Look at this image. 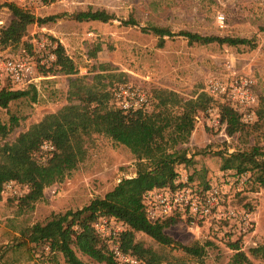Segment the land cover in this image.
Wrapping results in <instances>:
<instances>
[{"label": "rangeland", "instance_id": "1", "mask_svg": "<svg viewBox=\"0 0 264 264\" xmlns=\"http://www.w3.org/2000/svg\"><path fill=\"white\" fill-rule=\"evenodd\" d=\"M2 1L0 25H5L14 15ZM88 9L104 10L112 18L106 22L76 19L79 11ZM31 11L37 17L55 19L31 24L19 44L4 49L37 59L42 52L36 49L44 41L47 48L55 50L61 44L78 73L65 74L55 65L42 68L48 75L38 83L36 101L29 95L12 102L9 108L0 107V124H10L11 113L19 117L17 127L7 135L0 133V144L13 143L21 132L67 105L70 79L76 76L96 86L106 84L112 92L109 106L114 108L119 107L113 90L121 85L140 88L147 94V112L156 108L157 90L174 91L183 101L205 92L213 101L197 113L199 119L196 116L189 141L177 146L186 149L193 162L177 165L175 185L186 178L198 191L214 185L219 191L214 220L181 217L165 230L182 244L203 248L202 253L191 255L174 245H161L143 232H137L136 239L153 248L162 257L161 264H228L235 252L231 243L237 240L255 264H264V258L251 252L264 244V187L254 184L250 173L240 176L234 170L221 169L223 154L256 144L264 147V0H46ZM220 14L225 16L224 25L218 22ZM152 26L168 28L174 34L165 36L162 42ZM181 31L244 37L250 42L190 43ZM246 81L257 100L247 108L239 103L242 94L234 88L237 85L242 86L240 90L246 89ZM211 82L223 84L228 92L211 94ZM222 104L239 112L246 125L242 131L228 135L216 122ZM172 112L179 114L181 107H172ZM84 147L87 153L78 168L63 181L46 187L33 208L20 203L29 191L27 186L15 183L11 190H3L0 264H67L61 253L55 260L48 259L41 251L18 246L19 239L33 224L47 221L53 213L82 208L94 198L103 197L122 178L136 175L137 160L124 144L95 132L85 137ZM36 158L46 163L49 154L41 152ZM238 212L249 215L246 232L241 230ZM76 251L90 264H106L93 261L77 248Z\"/></svg>", "mask_w": 264, "mask_h": 264}, {"label": "trees", "instance_id": "2", "mask_svg": "<svg viewBox=\"0 0 264 264\" xmlns=\"http://www.w3.org/2000/svg\"><path fill=\"white\" fill-rule=\"evenodd\" d=\"M8 7L14 17L9 24L0 26L1 48L19 44L31 24L41 25L55 19L54 16L37 17L31 10L16 4H8ZM111 18L112 15L104 10L88 9L76 14L79 21L106 22ZM151 30L160 36L162 42L165 36L174 34L160 26H152ZM180 34L190 43L240 45L250 42L244 37L201 35L190 31H181ZM55 52L57 70L69 75L78 73L63 45L59 44ZM29 88L0 89V107L9 108L12 102L29 95L36 101L37 86L30 85ZM111 96L106 84L96 86L86 82L84 77H73L67 105L21 132L13 143L0 144V197L6 184L14 181L29 188L20 203L30 208L44 196L46 187L63 181L78 168L87 153L84 147L86 136L95 132L109 136L127 146L137 160L135 176L122 178L103 197L94 198L82 208L53 213L47 221L33 224L17 245L27 246L33 252L41 251L42 256L52 260L61 253L67 264H90L78 256L76 248L95 262L121 264L113 258L107 239L95 227L102 217H109L125 224L120 235L122 250L146 261V264H161L162 257L138 241L137 232L151 236L161 245H174L191 255H201L203 248L182 244L166 233L169 226L181 219L179 214L156 222L148 219L144 196L155 188L175 187L177 165L193 162V157L187 156V150L177 146L189 141L197 113L206 110L213 98L201 92L196 98L183 101L174 91L157 90L158 101L154 110L147 112L142 108L124 112L109 106ZM176 105L181 107L179 114L172 112ZM220 121L228 135L246 127L239 112L229 104L221 105ZM18 125L19 117L11 113L10 124H0V133L7 135ZM46 142L52 143L54 148L45 149ZM41 152L49 154L46 163L36 158ZM221 169L234 170L240 176L250 173L254 184L264 187V147L256 144L247 150L223 154ZM231 246L235 252L228 264H255L238 240ZM251 252L264 258V244L252 248Z\"/></svg>", "mask_w": 264, "mask_h": 264}, {"label": "built area", "instance_id": "3", "mask_svg": "<svg viewBox=\"0 0 264 264\" xmlns=\"http://www.w3.org/2000/svg\"><path fill=\"white\" fill-rule=\"evenodd\" d=\"M44 1L46 0H3L2 3H7L6 5L16 4L23 9L31 10ZM218 22L224 25L225 16L223 14L218 16ZM47 47L48 43L45 41L38 46L36 50L42 53L37 59L29 55H16L0 47V89L17 90L25 89L30 85L38 86L41 80L47 78L42 68L54 66L57 59L55 49ZM244 86H246L244 90H240L242 86L235 85L234 88L242 94L239 103L247 108L255 104L257 100L250 91L248 81L244 82ZM209 91L214 95H222L226 94L228 89L219 82H211ZM113 96L118 107L124 112L142 109L149 103L147 94L140 88L131 85H121L114 88ZM229 97L233 98L232 94ZM197 119H199L198 116ZM216 122L220 124V118ZM43 146L45 149L50 150L54 148L50 142H46ZM179 183L175 187L155 188L145 194L144 204L148 219L156 222L179 214L181 217H189L190 220H214V208L219 202L218 189L214 188L213 185L206 191H198L189 184L187 178L182 180V184ZM14 185V181H9L5 186V190H11ZM236 214L239 218L241 230L246 232L250 227L249 215L246 212ZM95 227L100 235L107 239L110 253L116 261L121 264H146V261L122 250L120 235L125 229L124 222L114 218L102 217L96 222Z\"/></svg>", "mask_w": 264, "mask_h": 264}]
</instances>
